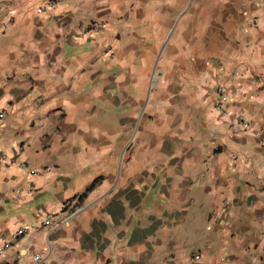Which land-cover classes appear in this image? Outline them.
Returning <instances> with one entry per match:
<instances>
[{
	"label": "crops",
	"instance_id": "obj_1",
	"mask_svg": "<svg viewBox=\"0 0 264 264\" xmlns=\"http://www.w3.org/2000/svg\"><path fill=\"white\" fill-rule=\"evenodd\" d=\"M0 113V264H264V0H0Z\"/></svg>",
	"mask_w": 264,
	"mask_h": 264
},
{
	"label": "built area",
	"instance_id": "obj_2",
	"mask_svg": "<svg viewBox=\"0 0 264 264\" xmlns=\"http://www.w3.org/2000/svg\"><path fill=\"white\" fill-rule=\"evenodd\" d=\"M51 3L49 4H53V1H50ZM100 28V23L97 21H91L87 24H83L79 27V30L81 33L83 34H88L91 32H95ZM235 75L238 77L239 73H235ZM203 77L205 79V82L207 83L208 78H206V74H203ZM216 101L214 103V109L216 110V112L220 115H222L224 117V120L228 122V133L231 135H240L242 133H244L245 131H247L250 127V121L242 114V113H237V114H233L230 115L227 111V104L229 103V98L227 96L226 93H224V91L222 90L221 87L217 88L216 91ZM3 114L0 113V119L3 118ZM233 117V118H231ZM257 136L260 135V132L256 133ZM20 167L23 169H26L27 166L25 164H20ZM29 173L31 174H36V171L33 169H29ZM55 223H57V225L55 227L60 226V224L58 222L54 221V215H49L44 224L45 226H53ZM27 233L26 229H20L18 231H16L13 235L12 238L16 239L20 236H23L24 234ZM5 248L9 247V243L4 245ZM194 261H200V255L199 254H195L193 255L192 258ZM28 264H44V256L41 252L35 253L32 255L30 262ZM218 264H221L220 262Z\"/></svg>",
	"mask_w": 264,
	"mask_h": 264
},
{
	"label": "trees",
	"instance_id": "obj_3",
	"mask_svg": "<svg viewBox=\"0 0 264 264\" xmlns=\"http://www.w3.org/2000/svg\"><path fill=\"white\" fill-rule=\"evenodd\" d=\"M97 184V181H94L87 189H86V191H85V193H84V195L83 196H86V194L88 193V192H90L94 187H95V185Z\"/></svg>",
	"mask_w": 264,
	"mask_h": 264
}]
</instances>
